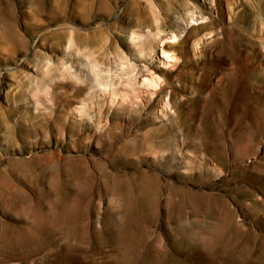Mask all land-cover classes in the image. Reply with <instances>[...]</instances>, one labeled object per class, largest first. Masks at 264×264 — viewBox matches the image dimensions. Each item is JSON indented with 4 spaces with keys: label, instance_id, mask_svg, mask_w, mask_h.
Here are the masks:
<instances>
[{
    "label": "rangeland",
    "instance_id": "374dc122",
    "mask_svg": "<svg viewBox=\"0 0 264 264\" xmlns=\"http://www.w3.org/2000/svg\"><path fill=\"white\" fill-rule=\"evenodd\" d=\"M0 264H264V0H0Z\"/></svg>",
    "mask_w": 264,
    "mask_h": 264
},
{
    "label": "bare ground",
    "instance_id": "6f19581e",
    "mask_svg": "<svg viewBox=\"0 0 264 264\" xmlns=\"http://www.w3.org/2000/svg\"><path fill=\"white\" fill-rule=\"evenodd\" d=\"M139 5V3L137 1H134L131 3V6L134 7L133 11H135L136 9H138L139 7H137ZM163 54L166 55L165 52H162Z\"/></svg>",
    "mask_w": 264,
    "mask_h": 264
}]
</instances>
